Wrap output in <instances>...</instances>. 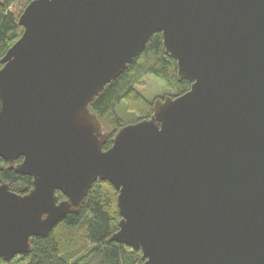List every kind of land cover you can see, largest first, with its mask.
<instances>
[{
  "label": "water",
  "instance_id": "1",
  "mask_svg": "<svg viewBox=\"0 0 264 264\" xmlns=\"http://www.w3.org/2000/svg\"><path fill=\"white\" fill-rule=\"evenodd\" d=\"M17 25L0 60V160L32 187L0 181L1 262L99 181L119 217L106 242L141 264H264V0H33ZM157 33L190 87L104 150L90 105Z\"/></svg>",
  "mask_w": 264,
  "mask_h": 264
},
{
  "label": "trees",
  "instance_id": "2",
  "mask_svg": "<svg viewBox=\"0 0 264 264\" xmlns=\"http://www.w3.org/2000/svg\"><path fill=\"white\" fill-rule=\"evenodd\" d=\"M29 2V0H0V60L20 37L22 29L17 25V20ZM14 6L17 7V12H13ZM140 75L152 76L170 86L174 89V94L170 97L180 96L190 87L187 81H177L176 62L164 53L161 35L157 33L148 40L144 50L127 69L93 100L90 110L97 114L101 121L111 115L122 101H136L138 93L135 83ZM150 115L151 108L130 123L148 119ZM114 125L115 131L109 133L104 150L110 147L115 132L124 126L116 120ZM19 162L20 160L15 164ZM0 181L9 183L11 190L18 194H25L32 187L31 178L16 174L13 169H8L7 164L2 160H0ZM57 197L59 200L64 199L60 193H57ZM115 199L114 189L107 183L97 181L89 190L76 215L65 217L45 237L34 238L31 253L18 256L20 261L17 263H13L12 259L8 264H141L140 252L132 251L114 242H106L117 230L119 217ZM77 229L83 230L87 247L78 253H62L63 239Z\"/></svg>",
  "mask_w": 264,
  "mask_h": 264
},
{
  "label": "rangeland",
  "instance_id": "3",
  "mask_svg": "<svg viewBox=\"0 0 264 264\" xmlns=\"http://www.w3.org/2000/svg\"><path fill=\"white\" fill-rule=\"evenodd\" d=\"M13 12H17L16 6L12 7ZM135 88L138 93V99L125 100L116 106L111 115L101 120L103 126L107 129L108 133L115 131L114 121L119 124L126 125L135 121L138 117L144 115L152 106L156 99L170 97L174 94V89L167 86L163 81H160L149 75H140L136 79ZM111 211H114V206ZM71 235L63 239L61 243L62 253L80 252L87 247V242L84 232L81 229L70 233ZM20 261V257L13 259V263ZM0 264H6L0 261ZM8 264V263H7Z\"/></svg>",
  "mask_w": 264,
  "mask_h": 264
},
{
  "label": "built area",
  "instance_id": "4",
  "mask_svg": "<svg viewBox=\"0 0 264 264\" xmlns=\"http://www.w3.org/2000/svg\"><path fill=\"white\" fill-rule=\"evenodd\" d=\"M30 2L33 1V0H29Z\"/></svg>",
  "mask_w": 264,
  "mask_h": 264
},
{
  "label": "flooded vegetation",
  "instance_id": "5",
  "mask_svg": "<svg viewBox=\"0 0 264 264\" xmlns=\"http://www.w3.org/2000/svg\"><path fill=\"white\" fill-rule=\"evenodd\" d=\"M161 99V98H160Z\"/></svg>",
  "mask_w": 264,
  "mask_h": 264
}]
</instances>
